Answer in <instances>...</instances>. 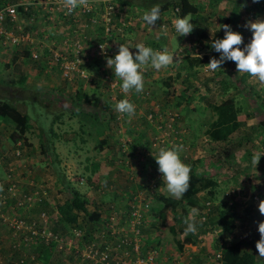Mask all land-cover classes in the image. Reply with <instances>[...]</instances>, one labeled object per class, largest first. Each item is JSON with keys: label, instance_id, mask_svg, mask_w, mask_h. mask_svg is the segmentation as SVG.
<instances>
[{"label": "rangeland", "instance_id": "rangeland-1", "mask_svg": "<svg viewBox=\"0 0 264 264\" xmlns=\"http://www.w3.org/2000/svg\"><path fill=\"white\" fill-rule=\"evenodd\" d=\"M156 1L152 0L150 5H153ZM161 1L163 0H158V2ZM214 7V15H208L203 20H198L199 22L190 21L194 25L192 30L194 34L182 36L181 42L177 45L174 43L177 34L172 35L168 30L171 27L174 29V21L171 25H166L165 30L160 28L161 24L157 25L156 29H162V32H166V38L168 36H170L169 38L172 37L171 43L174 44L171 48L162 44L159 47L154 46L152 48L158 50L165 47L169 52H174V61L159 71L151 68V66H147V70L143 68L144 89L140 93L135 91L124 93L120 88L121 81L114 73H111L112 78L117 81L116 93H112L113 89L111 91L109 86L102 80L101 75L98 74L97 68L101 64L95 61L83 65L90 74L89 80L84 82L76 79L68 84L67 81L60 76L58 78L57 75L53 81L49 82L50 77L45 76L47 73L44 72L45 68H42L39 75H33L30 78L32 81L24 83V90L17 88L16 84L14 86L9 85V87L14 88L13 90L7 87V89L0 90V100L10 101L21 113H27L31 125L25 133L26 143L30 144V147H28L22 142V139V141L18 140L15 143L11 142L10 134L14 130V124L10 120L0 119V154L1 158L3 156L6 159L4 165L3 162L0 163V180L2 179L7 183L9 177L6 174L8 169L11 168L14 171L15 181L19 182L18 180H20L25 185L28 181H32L36 184L38 190L46 192V199H51L55 203L62 202L71 194L72 190H80L86 196L92 198V202L88 204L89 210H94L103 202L98 199V191L107 189L105 191L107 195L105 201H107L112 199V192L116 190L121 196L119 202L120 204L123 203L124 207L113 205L112 210L102 208V206L99 208H102L100 212L106 220L110 221V217L114 218L115 216L112 231L116 229L123 230L126 233L129 231L128 205L130 202L127 199L130 193L127 194V192L133 191L136 184L135 179L142 172L141 169H147L151 164L156 163L155 159L152 158L146 165L143 162L142 166L141 162H138L139 157L146 161L149 158L148 154L155 151V148L147 143L155 136V125L160 123L161 120L163 122L167 121L168 118L175 115V129L180 130L173 134L178 135L176 139L172 137L167 142L171 145H182L180 151L182 162L189 163L196 161V159L204 162V165H198L199 168L197 167L196 171L208 174L217 181L215 198L211 201L218 207L222 206L226 202V193L233 186H239L243 183V176H241L243 171L237 165L245 160L253 163V157L257 153L264 152V132L261 131L258 124L260 120L264 119V82L247 76L245 80L238 79L239 72H237L235 64L231 63L232 61H226L221 65V69H217L215 72L207 71L205 64L192 69L187 68L185 64L186 56L201 58L206 55L208 59L218 58V53L211 49V42L214 39L223 37L224 31L221 26L224 25V19L234 14L230 15L232 0H217L212 8ZM260 19H264V0H245L242 4H239L235 19H232L231 23L226 22L229 23L233 31L241 34V47H243L251 38L247 23ZM203 28H207L206 31L210 33L212 38L209 39L206 47L198 48L197 36L203 32ZM95 30L97 31L98 27ZM145 30L147 29L145 28ZM148 33L149 31L143 30L141 37L144 35L146 37ZM89 35H92L91 29H89ZM116 35H118L115 39L116 43L132 48L130 51H136L135 46L143 44V41H140L137 37L132 43L134 33L133 28L129 26L124 27L122 32ZM179 49H181L180 53L177 52ZM175 54L177 56L176 60ZM22 58L25 59L24 55H22ZM98 61H102V59ZM38 65L42 67L40 63ZM11 76L9 70H0V82L3 80L8 81ZM153 77H156V79H152ZM167 77L172 78L173 82V89L168 92L162 84V81ZM182 94L186 95V99H182L180 102L179 96ZM199 96H203L205 99L199 98ZM228 97L235 99L240 119L250 124L241 126L235 134L214 147L207 141V135L204 133L208 121L214 117L206 106V102L218 104ZM119 98H127L134 104V115L127 114L126 117H117L112 120L102 118V115L112 116L110 110H113L114 104L112 105L113 102L111 103V101ZM186 100L189 102L187 103ZM72 108L76 110L83 109L97 116L100 113L101 121L105 127L104 136L107 140L105 145L99 144V139H96L97 136H94V131L88 125H79L74 115L70 114ZM50 131H53L56 136H49L51 135ZM41 138L49 147H47L48 156L40 154L38 141ZM237 142H239V146L236 145ZM21 145L22 152L26 150L24 154L29 153V155L26 158L22 157L18 162L14 157L17 152H20L17 148ZM109 145H112L113 148ZM119 146L123 149H120ZM228 147H230L229 151L231 150L234 154L231 160L225 163L228 159L225 149ZM131 148H134V150L132 151ZM121 153L125 154L122 155ZM126 153H128V156ZM123 156H126V159L122 160ZM206 160L210 165L206 163ZM257 164H260L259 168L262 175L260 176V173L257 174V177L249 175L250 181L243 183L245 187H249L254 180L257 181L256 185H264V155L260 156ZM81 175L85 179L82 183H80L79 178ZM66 181H69L71 188L66 186ZM135 187L137 186L135 185ZM155 188L157 190L163 188L162 193L179 201V199L169 194L165 182L156 184ZM14 203V201L7 202L6 211L21 216L24 210L14 208ZM241 205L236 204L233 237L237 240L242 238L251 239L255 244L260 238L257 231L258 223L252 218L254 215L251 214L255 212L250 208L241 209ZM33 210L34 208L30 210L32 216L33 214L34 216L38 215L40 211L45 212L48 228L53 232L56 224H59V218L53 205L51 208L37 207L36 213L32 212ZM173 215L182 218L181 222L175 223V228L176 231H180L179 236L184 238L186 227L184 221L189 217V214L188 216H181L180 203L175 202L167 209L165 222L160 220L156 222V216L150 212L143 216L144 219L147 218V226L144 228L143 235L146 236L147 233L152 232L148 243L155 244V242H158L156 248L160 250L162 256L169 254L173 257L174 254H179L178 259L181 264H188L185 254L189 250L194 252L196 262L205 260L203 259L205 254L212 253L215 236L222 233V231L209 225L208 230L204 229L200 233L201 230H198L197 226L196 232L193 233V243L186 242L183 244L182 250H177L175 242L172 240L173 236L166 227L168 221H173ZM79 219L82 230L74 228L68 229V231H79V237L82 235L87 237L88 235V239L100 242L99 232H96V230L102 231L103 220L99 223L87 222L88 219L83 214ZM152 222L156 223L153 224ZM151 223L153 226L148 228ZM56 230V232L62 231V229L57 228ZM10 234L11 232L6 225H3L0 221V239L2 240L0 264L12 263L18 258H23L24 255L25 264H34L29 260L30 257L34 258L35 264H85L83 257L82 259L74 256L73 250L77 245L73 242L71 243V250L68 251L58 249L54 245L51 253L44 260L42 253L39 252L46 246L36 242L31 246L24 247L25 254L22 256L20 255V246L18 250L17 248H11L12 237ZM63 239L72 240L70 235L63 237ZM257 256V264H264V256H259V254Z\"/></svg>", "mask_w": 264, "mask_h": 264}, {"label": "built area", "instance_id": "built-area-1", "mask_svg": "<svg viewBox=\"0 0 264 264\" xmlns=\"http://www.w3.org/2000/svg\"><path fill=\"white\" fill-rule=\"evenodd\" d=\"M118 7L119 5L115 0H82V3L76 9L68 13L65 7V0H8L3 5H0V47L8 50L7 53H11L15 51L21 52L23 48L27 50L30 46L29 52L32 60L45 63L48 68L49 66L56 68L61 78L67 81L68 84H71L75 79L89 80L90 74L83 65L102 59V61H99L101 65H99L98 72L110 90L112 91L113 89L112 93H116L117 81L110 75V70H106L108 69L107 58L113 57L118 51L119 45L115 40L118 35L116 34L121 33L126 26H134L135 22L139 25L144 23L138 16L130 18L126 13H121ZM34 8L38 9L40 17L51 23L52 28L55 27L53 22L57 18L60 24L65 21L69 29L75 27L73 31H77L81 38H74L75 34L68 31L62 33L59 38L51 34H45L40 37L37 33L25 30L24 26L19 22L20 12L30 13L33 19L31 11ZM177 10V7L172 10L173 15L169 16L172 20ZM31 17L27 16V18ZM166 25L169 24L163 23L160 28L165 30ZM96 27H98L97 31L101 33V37L88 46L87 41L82 38H87L89 29H91L93 35ZM168 30L172 35L176 33L172 27ZM92 35L89 36L91 37ZM68 36L70 37L68 38ZM177 52L180 53L181 49ZM145 70H147V67ZM103 71L104 73L101 74ZM121 99H114V104H117ZM122 114L120 113L118 117ZM175 117L174 115L164 122L161 120L160 123L155 125L156 133L151 143L152 146L157 149L172 146L171 143L165 144L172 137L176 139V135H173L177 133ZM16 155H18V152ZM6 175L9 177L7 183L4 180L2 181V179L0 180V221L11 232V247L17 248L21 243L29 242L31 238L39 236L41 237V245L46 246L49 242H52L58 249L68 251L72 247V240L63 239L62 236H57L56 233H52L48 229L47 217L44 211H40L38 215L30 217L17 216L6 211L7 202L9 201L15 202L14 208L27 211L48 200L46 199V192L38 190L35 186L36 184L32 181H28L27 185L20 180H18L19 182L15 181L13 169L9 168ZM155 185L150 182L149 187H147L148 193L140 191L133 195L129 202L128 220L130 234H132L131 239L123 230L115 229L112 231L115 216L114 218H111V216L109 228L112 233H118V236H116L118 242L114 246L106 244L99 258L95 259L96 252L93 250L95 241L90 239L91 244L83 242L74 248V256L92 259L99 264H110L107 259L110 258L111 251L113 264H181L178 259L179 254H174L173 257H161V252L156 247L147 248L143 255L141 254L140 244L143 239L139 234V226L145 214L143 215L139 208L145 211L150 208L149 199H153L152 190ZM27 186L32 187L29 190L32 193H27L28 190H25ZM232 190H230L229 195H234ZM231 201L230 203H232ZM206 204L209 205V203ZM201 218L205 219V216ZM75 236H79V231L75 233ZM1 241L0 239V246ZM127 244L131 245V253L125 248ZM213 257L214 261H219L220 250H217ZM25 260L24 258H19L13 264H24ZM29 260L34 261V258L30 257ZM186 260L188 264H209L207 260H202L201 262L191 260L189 255Z\"/></svg>", "mask_w": 264, "mask_h": 264}, {"label": "trees", "instance_id": "trees-1", "mask_svg": "<svg viewBox=\"0 0 264 264\" xmlns=\"http://www.w3.org/2000/svg\"><path fill=\"white\" fill-rule=\"evenodd\" d=\"M6 0H4L3 3H1L0 5H3L5 3ZM132 1V5L133 6H138V7H144V8H148L150 9L152 6L154 5H150L152 3V0H119V6L122 7L123 5L129 3ZM241 1V3H240ZM235 0V2L233 3L234 9L233 11H235L239 4H242L245 0ZM157 4H159L161 6V12H163L164 10H168V9H174L175 7L178 8L177 13L174 14L175 17H180V16H184V15H193L196 14L200 11V8L197 5H193L191 4L188 0H163L161 2H158V0L155 2ZM21 16H28L26 15V13H24L22 11V13L20 12ZM235 15V14H234ZM234 15L231 17H227L228 18V22H230L232 20V18H234ZM29 17V16H28ZM102 40V39H101ZM209 42V38L207 37V35L204 32H201L198 36H197V47L201 48V47H206L207 44ZM201 46V47H200ZM30 46L29 48L23 53L24 57L26 59V61H32L35 62L34 60H32L31 56H30ZM208 58L206 55H204L203 57H189L186 56L185 58V64L187 66V68H194L196 66H202L204 64H206L208 62ZM96 62V61H95ZM97 63L100 64L99 61H97ZM42 68H48V66L43 63L41 64ZM49 68L55 70L54 67L49 66ZM19 66L15 65L14 70L15 73H17L18 75L13 78L14 80H11V84H9L10 86H14L16 84L17 88H21V90H24V81H25V73L21 72L19 70ZM99 69V66L97 68V70ZM110 68L108 67L109 70ZM50 71V70H48ZM104 71L101 73L103 74ZM98 74H100L98 72ZM60 75V73H59ZM61 77V75H60ZM246 75H243L242 78L240 80H245ZM239 79V78H238ZM2 83V82H0ZM172 78L167 77L165 80L162 81L163 86L166 87V91L168 92L170 89H173V85H172ZM11 89H13V87H10ZM180 98V102L182 99H186V95L182 94L179 96ZM199 98L205 99L203 96H199ZM188 99V98H187ZM189 100V99H188ZM186 100V102L188 103L189 101ZM264 100V97H263ZM113 102V103H112ZM112 105L114 104V101H111ZM179 103V101H178ZM115 105L113 107V110H110V113H112V116L110 115H102V118H105L107 120H112L118 117V115L120 114L119 112H117L115 110ZM206 106L210 109V111L213 113L214 117L212 119H210L207 123V127L204 131V133L207 135L208 138V142H210L212 144V146H217L218 143H220L221 141H225L227 140L230 136H232L233 134H235L239 128H240V121H238L237 119V113L239 112L238 109L236 108V102L234 100L233 97H228L227 99H225L224 101H221L220 103H210V102H206ZM80 110V111H79ZM76 110L75 108H72L70 111L71 115H74V117L77 119L79 125L81 126V124H86L89 126V128L94 131V136H97L96 139H99V144H103L105 145L107 143L106 140V136H104V123H102L101 121V116L100 113L97 115H94L91 112H88L86 110L83 109H79ZM126 117L127 114H122L120 115L121 117ZM143 117V116H142ZM0 119L1 120H10L13 122L14 124V130L13 132L10 134V140L11 142L15 143L18 140H21L24 144H26V146L30 147V144L26 143V136L25 133L29 130L30 128V122H29V116L27 113H21L10 101L7 100H0ZM259 127L261 129L262 132H264V119L259 121ZM49 136L53 137L56 136L55 133L53 131H50ZM39 142V150H40V154H42L43 156H48V150H47V143L42 140V138L38 141ZM150 144V142H147ZM237 146H239V142L236 143ZM112 145H109V147ZM150 146V145H149ZM20 148V149H18ZM17 148L18 151H20L18 153V155H16L14 157L15 160H18V162H20L19 160H21L22 157H25L29 155V153L24 154V152L26 153V150H24V152H22V145L19 146ZM49 148V147H48ZM51 148V147H50ZM120 149H123L121 146H119ZM132 151L134 150V148H131ZM230 147H228L227 149H225V152L227 153L226 155H228V159L225 161L228 162L231 160L232 155L234 154L231 150L229 151ZM233 149V148H231ZM119 155V153H117ZM122 155H124L125 153H121ZM157 154L153 151H151L148 156L149 158L145 161L140 159L138 162H141L142 166H143V162H145L144 165H146L148 163V161L152 158H154ZM128 156V155H127ZM126 159V156L122 157V160ZM121 160V161H122ZM209 162V160H208ZM186 164H189L191 166V171H190V180H189V187L187 189V191L183 194V196L181 198H179V201H176L174 198L166 196L165 193H162L161 189L157 190L156 188H153L152 190V196L153 199H149V209L147 211L142 210V208H139L140 212L144 215V214H148L153 213L156 216V222L157 221H166V211L167 209L174 204L175 202H179L180 203V212H181V216H188L190 210L192 208H197L199 210V215L197 217V226H198V230H201L200 233H202L204 231V229H207L209 225H211L212 227H216L219 230L222 231V233L218 234L217 236H215L214 239V248L212 251H216V250H220V258H219V262L220 264H257L258 262V254L255 250V244L252 243L251 240H248L246 238H242V239H235V237H232L231 234L232 232L235 230V216H236V204H239V202H244L243 198L244 197H252L253 195H246V188L244 186L243 183H245L246 181H248L247 178V173H242L243 178H242V182L241 185L239 186H233L232 187V192L234 193V195L230 194L227 196L226 198V202H224V204H222V206H217L215 204L212 203L211 200H213L215 198V194H216V188L218 186L217 181L212 177L209 176L208 174H203L201 171H196L197 167L199 168V164L200 166L203 164L204 162H202L199 159H196V161H191V162H186ZM207 163V160H206ZM210 165V163H207ZM221 167V165H219ZM224 166V165H223ZM236 167V165H235ZM238 167V165H237ZM142 172L139 173L138 177L135 179L136 182V186L134 185V189L133 191H128L127 194H129L127 196V199L130 201L131 198L133 197V195L137 194L140 191H145L146 193H148L147 191V187H149V182H152L154 184H159L164 183L163 178L161 177V174L158 172V165L155 163L151 164L147 169H141ZM83 176L81 175L80 178V183H82L85 179L82 178ZM34 179V178H33ZM88 180V179H87ZM3 181V180H2ZM66 186L68 188L70 187V183L69 181L65 182ZM158 186V185H157ZM30 188L32 187H28L25 190H28L27 193L30 194L32 193L30 190ZM107 189H101L100 191L97 192L98 194V199H100V202L102 201V197L104 195H106V191ZM113 192H115L118 197H121L119 193L116 192V190H114ZM230 192V190H229ZM238 196V197H237ZM148 199V198H147ZM146 199V200H147ZM144 200V199H143ZM232 200V201H231ZM230 201L232 203H230ZM92 202V198H90L89 196H86L83 192H81L80 190H72L71 194L66 197L61 203L57 204L56 206V213L57 216L59 218V224H56V227L53 229V232L56 233L57 236H62V237H66L68 235L71 236L72 238V242L73 244L76 245H81L83 242H86L88 244H91V240L90 238L88 239V235L86 236H75V233L78 231H68V229H74V228H78V230H82L81 224L80 222V216L81 214H83V216H86L88 221L87 222H94V223H99L101 220H103V227H101L102 231L96 230V232H99V237L101 239L100 242H96L95 241V246H94V251L96 252V258H99V255L101 252L104 251V246L106 244H108L109 246H114L118 240L116 238V236H118V233H112L109 225H110V221L106 220L104 217L100 216V211L99 207L97 206L94 210H89L88 208V204H90ZM154 202V203H153ZM237 202V203H236ZM44 202H42L40 205H42ZM205 203H209V205L205 204ZM241 207V206H240ZM113 205H109L108 209L112 210ZM115 211V210H114ZM130 211V207L128 205V214ZM204 211V214L207 216L205 221L200 219V216H202V212ZM25 217V216H24ZM173 221L170 220L167 222L166 227L168 228V231L172 234L173 236V242H175V245L177 247V250H182L183 249V244L193 243V238H194V234L193 233H187L185 234L184 238L181 236H179L180 231H176L175 228V223L176 222H181L182 218L179 216H175L173 215ZM146 219L142 220L141 225L139 226V234L141 235L143 241L140 244L141 247V254L143 255V252L145 251V249L147 248H155L158 244V242H155V244H150L148 243V241H150L149 237H150V233H147L146 236L143 235L144 233V228H146L147 226V222ZM155 221V220H154ZM154 222V223H156ZM153 223V222H152ZM150 224L148 226V228H151V226H153V224ZM3 224V223H2ZM5 225V224H3ZM7 227V226H6ZM57 229H62V231H58L56 232ZM49 229V228H48ZM67 229V230H66ZM203 229V230H202ZM212 229V228H211ZM215 229V228H214ZM50 230V229H49ZM208 230V229H207ZM233 230V231H232ZM232 231V232H231ZM52 232V233H53ZM80 233V232H79ZM113 234V235H111ZM126 235H128L131 239L132 234H130V229L129 231H127L125 233ZM115 235V236H114ZM134 236V235H133ZM41 237L37 236V237H33L31 238V240L29 242H24L21 243L20 245V255H24V251L23 248L27 247V246H31L33 244H35L36 242L39 244H42L40 241ZM2 245V244H1ZM54 246V243L49 242V244L46 245L45 248H43V253L42 256L44 258V260L48 257L49 252L51 253V249ZM1 247V246H0ZM13 248V247H11ZM125 248L127 250H129V252L131 253V245L127 244V246H125ZM19 249V247H17V250ZM41 251V250H40ZM194 252H192L191 250H189L187 252L186 255H189L191 260H194ZM214 254V252H213ZM80 256V255H79ZM260 256V255H259ZM112 252L110 251V258L107 259L108 263L113 264L112 261ZM161 257H171V255H167L164 254V256L161 255ZM25 259V255L23 257ZM19 259V258H18ZM16 259V260H18ZM169 259V258H168ZM15 260V261H16ZM85 262V264H99L98 262H95L92 259H85L83 260ZM112 261V263H111ZM14 262V261H13ZM12 263H8V264H13ZM34 264L35 262L32 261ZM26 263V260L24 262V264ZM105 264V263H104Z\"/></svg>", "mask_w": 264, "mask_h": 264}, {"label": "clouds", "instance_id": "clouds-1", "mask_svg": "<svg viewBox=\"0 0 264 264\" xmlns=\"http://www.w3.org/2000/svg\"><path fill=\"white\" fill-rule=\"evenodd\" d=\"M81 3L82 0H65L67 12L71 13ZM160 14L161 6L157 4L145 11L141 19L150 27L155 25L157 20H160ZM191 20L192 18L190 15L175 18L173 24L177 34L176 37L185 36L192 32L194 25L190 23ZM31 23H33V21H31ZM221 28L224 31L223 37L212 40L210 45L211 49L218 53V58L213 57L209 59V62L205 64L207 66V71L215 72L217 69H221V65L226 61H232L235 63L237 72L246 73L250 77L264 82V19L249 21L247 23V28L251 32V38L243 47H241L242 36L239 32L233 31L231 26L227 24L222 25ZM24 29L31 32L33 31L25 27ZM34 33L37 32L35 31ZM164 34L166 35V32ZM38 35L42 37L40 33ZM130 49L132 48L119 44L117 53L113 57L107 58L106 61L107 66L110 68V74L112 70L115 76L121 81L120 88L124 93H128L129 91L140 93L143 91V68L151 66V68L159 71L162 68H166L174 61V52H169L167 48L155 50L150 46L137 44L134 48L136 51L133 52L130 51ZM25 51L26 50L23 48L22 51L19 52L24 53ZM176 59L177 57L175 60ZM80 81L84 82L83 80ZM115 110L119 113L134 115L135 106L127 98H124L117 102ZM176 130L178 132L180 129ZM152 141L153 138L150 141V145ZM165 145H168V142H166ZM154 148V152L157 154L154 159L158 165V172L165 182L167 191L173 197L177 199L181 198L189 187L191 171V166L182 162L180 158L182 145L175 144L170 147H161L160 149ZM126 154L128 155V153ZM261 155H264V152L257 153L253 157V164L255 166ZM226 195H229V191ZM249 198L253 201L257 200L255 195ZM243 201L248 206L247 197H244ZM258 210L264 215V200L259 202ZM201 212L203 213L202 216H205L206 219L207 216L204 214V211ZM198 215L199 210L197 208H192L190 210L189 217L184 221L186 225L184 229L185 234L196 232L198 223L196 217ZM202 216H200V219L205 221V219L201 218ZM257 231L260 234V238L255 243V247L258 254L264 256V221L258 223Z\"/></svg>", "mask_w": 264, "mask_h": 264}, {"label": "crops", "instance_id": "crops-1", "mask_svg": "<svg viewBox=\"0 0 264 264\" xmlns=\"http://www.w3.org/2000/svg\"><path fill=\"white\" fill-rule=\"evenodd\" d=\"M117 2L118 5L119 4V0H115ZM191 4L193 5H197L199 7H202L200 8V11L196 14H193V15H190L192 20L191 21H196V22H199L198 20H203V18H206L208 15H214L215 11H213L214 8H212V6L215 5V2H217V0H188ZM240 1V0H238ZM4 0H0V4L3 3ZM235 2V0H232V11L230 12V15L233 13L235 14L236 13V9L235 11H233L234 7L233 6V3ZM206 3V6L204 7V4ZM241 3V1H240ZM130 5H132L130 2L123 5L122 7H118V10L121 12V13H126L128 15V17L130 18H134V17H142L143 13L147 10H149L148 8H144V7H138V6H133L131 7ZM155 5V3L153 4ZM131 7V8H130ZM32 15H33V19L31 17V14L28 13L26 15L30 16L31 18H26L25 16H22L20 17L19 19V22L22 24V26H24L25 28H29L30 30H33L32 32L34 33L35 31L40 35H45V34H51L53 36H58L59 38L61 37L62 33H64L65 31H68L72 34H75L74 38H81L77 31H73L75 30V27H71L70 29L68 28V25L65 24V21H62V23L60 24L59 21H57V18H55V21L53 22V25L55 26L54 28H52V25L51 23L47 22L44 18L40 17L39 16V11L37 8H34L32 9L31 11ZM172 11L171 9H168V10H164L163 12H161L160 14V20H157L156 21V24L155 25H152V26H147L145 23H143L142 25H139L138 23L136 24V22L133 24L134 26H131V28H133V40H132V43H134L135 41V37H137L138 39H140V41L142 40L143 41V44L145 46L149 45L150 47H153L154 46H160L161 44L162 45H166L168 47H173V44L176 43V45L178 43L181 42L182 40V36H177L176 38V42L174 43H171L172 41V37L169 38L170 36H168V38H166L167 35H164V32H162V29H156L157 25L159 24H163V23H168L169 25L172 24V22L175 20V15H174V19L172 20L169 16H172ZM167 19H166V18ZM229 18V16H228ZM228 18H225L224 19V25L227 24L229 25V23H231V21L228 23L226 21H228ZM233 20L235 19V15H234V18H232ZM33 20V23H31V21ZM166 20V21H165ZM47 24H48V27H47ZM61 25V26H60ZM142 26V27H140ZM46 27V28H45ZM57 27V28H56ZM136 27H140L139 29H135ZM145 28L147 30H145ZM35 30V31H34ZM45 30V31H44ZM143 30L144 31H149L148 35L145 37V35L143 37H141V33H143ZM207 28H203V32L207 35V37L211 40L212 36L210 35V33H208V31H206ZM61 33V34H60ZM192 34H194V32H191ZM190 33V34H191ZM146 34V33H145ZM188 34V35H190ZM96 35V36H95ZM186 36V35H185ZM70 36H68L69 38ZM101 37V33L99 31H95V33L90 37V36H87V38H82L84 41H87V45H91V43L94 42V40H97ZM184 38V37H183ZM144 39V40H143ZM58 40V39H57ZM130 41V40H129ZM139 41V42H140ZM131 42V41H130ZM175 45V46H176ZM174 46V47H175ZM203 48V47H201ZM8 50L0 47V70L1 69H7L10 71L11 73V77L10 79L7 81H2V83H0V90H3V89H7V88H10L9 87V84H11V80H14L13 77L15 78L18 74L15 73V70H14V67L15 65L19 66V70L23 73H25V81L24 83L28 82V81H32V79H30L33 75H39V72L42 71V67H40L38 65V63L40 64H43L42 62H32V61H28L26 62L24 58H22V55L23 53H20L19 51H15V52H11V53H7ZM45 54V53H44ZM231 63H234V62H231ZM235 64V63H234ZM42 66V65H41ZM50 70V71H48ZM44 71V70H43ZM56 71V73H55ZM47 74L45 76H47L48 78L50 77V81H53L54 77L57 75L58 78H59V71L55 68V70L51 69V68H45V71ZM111 73L112 70H111ZM94 75V73H93ZM243 75H246L247 77H250L248 74L246 73H239L238 75V78L241 79ZM91 76H92V73H91ZM246 77V78H247ZM36 78V77H35ZM34 78V79H35ZM245 78V79H246ZM152 79H156V77H153ZM76 80V79H75ZM255 80V79H254ZM51 86L53 84H50ZM7 87V88H6ZM14 89V88H13ZM12 89V90H13ZM21 90V88H19ZM235 100V99H234ZM237 119L238 121H240V128L241 126H248L250 123H247L245 122L244 120H241L240 117H239V112L237 113ZM245 123V124H244ZM264 142V140H263ZM111 147V146H110ZM58 150V149H57ZM56 150V151H57ZM117 154V152H116ZM5 158L2 156L1 158V154H0V163L3 162V165H4V162H5ZM35 164V163H34ZM1 165V164H0ZM37 165V164H36ZM247 165H249V167H247ZM252 165V166H251ZM259 165L260 164H256V166L252 163V161H242L240 164H238V167L243 171V173H247V178H248V181H250V178H249V175H253L257 177V174L260 173V176L262 175V171L260 170L259 168ZM249 172V173H248ZM243 176V175H241ZM258 180V179H257ZM256 180H254V182L249 186V187H245L246 188V195H255L257 197V200L256 201H253L251 200V198H249L247 196V203H248V206L246 203L244 202H239V204H242L241 205V209L244 208V209H248L250 208L251 210H253L255 213H251L253 214L254 216L252 217L253 219H255V222L256 223H259V221H264V215H262L259 210H258V204L260 201L264 200V185L263 184H260L259 186L256 185ZM255 187V188H254ZM164 190L163 188H161V191ZM254 191V193H253ZM107 195H104L102 197V203H100V206H102V208H108L109 205H115V206H119V205H123L120 204L119 201H121V197H118V195L115 193V192H112V199L110 200H107L105 201V197ZM53 199V198H52ZM54 200V199H53ZM61 202H54L52 201L51 199L50 200H46L44 201V203L42 205H39V206H34L32 207L31 209L34 208V210L32 212H35V210L37 209V207H45V208H51L52 205L54 207V209L56 210V206L57 204H59ZM102 208H99L98 211H100V209ZM31 209L27 210V211H24L22 215L26 216V217H30L32 216L31 215ZM36 213V212H35ZM34 216V214H33ZM36 216V215H35ZM100 216L102 217V212L100 213ZM167 219V217H166ZM233 231V230H232ZM231 231V232H232ZM234 232V231H233ZM233 232L231 234V236L233 237ZM239 240V239H238ZM248 240H251V239H248ZM252 241V240H251ZM253 243V242H252ZM44 250V249H43ZM43 250H41L39 253H43ZM211 252V251H210ZM213 252L215 251H212V253H207L205 254V256L203 257V259L207 260V262L209 264H220L219 261H214L213 260ZM50 253V252H49ZM187 254V253H186ZM185 254V255H186ZM184 255V257H185ZM188 256V255H186ZM212 256V257H211ZM258 263V262H257Z\"/></svg>", "mask_w": 264, "mask_h": 264}]
</instances>
